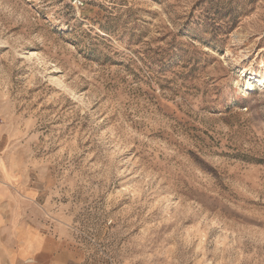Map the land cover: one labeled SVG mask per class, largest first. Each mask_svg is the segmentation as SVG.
Returning <instances> with one entry per match:
<instances>
[{"label": "rangeland", "instance_id": "1", "mask_svg": "<svg viewBox=\"0 0 264 264\" xmlns=\"http://www.w3.org/2000/svg\"><path fill=\"white\" fill-rule=\"evenodd\" d=\"M81 2L0 0L10 211L83 264H264V0Z\"/></svg>", "mask_w": 264, "mask_h": 264}, {"label": "crops", "instance_id": "2", "mask_svg": "<svg viewBox=\"0 0 264 264\" xmlns=\"http://www.w3.org/2000/svg\"><path fill=\"white\" fill-rule=\"evenodd\" d=\"M5 193L0 189V264H83L72 253L52 251V238L25 224L23 212L10 211Z\"/></svg>", "mask_w": 264, "mask_h": 264}, {"label": "built area", "instance_id": "3", "mask_svg": "<svg viewBox=\"0 0 264 264\" xmlns=\"http://www.w3.org/2000/svg\"><path fill=\"white\" fill-rule=\"evenodd\" d=\"M73 4L76 8H80L82 7L83 3L81 2V0H73ZM1 155H2V151L0 149V161H1Z\"/></svg>", "mask_w": 264, "mask_h": 264}]
</instances>
